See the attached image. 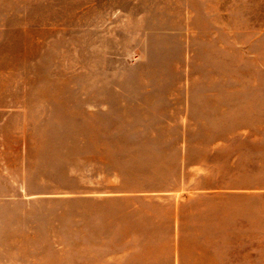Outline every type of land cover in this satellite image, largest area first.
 Returning <instances> with one entry per match:
<instances>
[{"label":"rangeland","instance_id":"rangeland-1","mask_svg":"<svg viewBox=\"0 0 264 264\" xmlns=\"http://www.w3.org/2000/svg\"><path fill=\"white\" fill-rule=\"evenodd\" d=\"M225 148L254 171L264 264V0H0V264L107 249L111 208Z\"/></svg>","mask_w":264,"mask_h":264},{"label":"crops","instance_id":"crops-1","mask_svg":"<svg viewBox=\"0 0 264 264\" xmlns=\"http://www.w3.org/2000/svg\"><path fill=\"white\" fill-rule=\"evenodd\" d=\"M216 155L225 163L212 162L203 176L190 173L194 182L188 186L155 192L150 202L111 208L115 213L109 218L107 249H100L101 240L94 237L74 257L64 251L26 252L27 257L75 258V264H260V196L254 171L238 169L230 175L228 149Z\"/></svg>","mask_w":264,"mask_h":264}]
</instances>
